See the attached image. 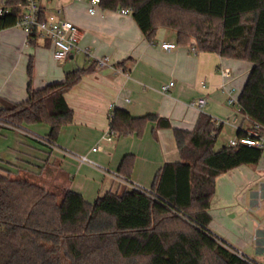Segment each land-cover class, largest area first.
Instances as JSON below:
<instances>
[{
	"label": "crops",
	"instance_id": "1",
	"mask_svg": "<svg viewBox=\"0 0 264 264\" xmlns=\"http://www.w3.org/2000/svg\"><path fill=\"white\" fill-rule=\"evenodd\" d=\"M39 6L45 18L78 26L80 48L89 54L73 52L58 62L49 42L39 39L32 45L18 27L0 31V104L26 102L29 83L40 90L63 82L70 72L93 71L66 94L73 122L61 129L55 145L43 141L51 132L45 124L24 126L29 135L1 131L0 167L13 175L27 174L44 180L47 187L74 191L94 203L108 192L122 194L134 187L150 191L165 165L183 163L175 130L194 132L202 115L221 125L216 150L230 146L240 131H253L237 105L250 63L181 47L177 34L168 29H160L149 43L132 16L121 10L100 7L90 15L88 2L77 0H39ZM164 43L177 48L167 52L161 47ZM104 58L109 59L108 66L94 65ZM170 83L174 86L163 92ZM200 98L208 101L204 110L190 106ZM231 98L235 104L229 103ZM117 109L136 119L150 115L166 119L171 128L149 122L141 136H118L110 125ZM262 150L256 165L241 166L216 179L209 210L210 230L257 264H264ZM81 157L88 162H81Z\"/></svg>",
	"mask_w": 264,
	"mask_h": 264
},
{
	"label": "trees",
	"instance_id": "2",
	"mask_svg": "<svg viewBox=\"0 0 264 264\" xmlns=\"http://www.w3.org/2000/svg\"><path fill=\"white\" fill-rule=\"evenodd\" d=\"M21 2L6 0L11 12L0 17V31L16 27ZM101 8L130 11L149 43L160 29H168L181 47L250 63L237 105L253 130L264 134V0H101ZM40 18L45 20L43 12ZM39 39L34 30L30 44ZM92 71L70 72L63 82L40 90L29 83L28 100L2 101L0 118L20 129L48 125L44 142L55 145L61 129L73 122L66 94ZM32 74L30 63V79ZM149 122L171 128L166 119H136L117 109L111 132L141 136ZM220 129L202 115L194 132L175 130L183 163L165 165L149 193L108 192L94 203L71 190L51 191L44 180L27 174L13 177L0 167V264H257L210 231L216 179L256 165L263 152L244 145L216 150ZM248 134L240 131L238 138Z\"/></svg>",
	"mask_w": 264,
	"mask_h": 264
},
{
	"label": "built area",
	"instance_id": "3",
	"mask_svg": "<svg viewBox=\"0 0 264 264\" xmlns=\"http://www.w3.org/2000/svg\"><path fill=\"white\" fill-rule=\"evenodd\" d=\"M78 2H88L89 14L95 15L98 8L101 7V0H77ZM22 9V15L16 23V27L22 29L26 35V40L28 43L31 41V36L33 31L36 30L40 35V39L50 42L53 48L54 59L58 62L65 61L73 52H83L88 55V50H83L80 48L81 40V30L78 26L74 25L69 21H63L56 18H45L42 20L40 18L41 8L39 6V0H22L18 5ZM11 12V8L7 6L6 0H0V17L5 16ZM123 15H129L130 11L122 10ZM60 14V12H59ZM162 49L170 52L177 48L176 44H162ZM194 50V49H193ZM97 66L99 68H104L108 66L109 59L104 58L97 60ZM174 86V83H170L163 87V92H169V90ZM230 104H235V99L231 98L229 100ZM208 104L206 98H200L198 100L192 101L190 106L197 108L199 110H204ZM1 108V104H0ZM113 115V114H112ZM111 115V117H112ZM0 126L27 134L24 129L16 128L13 124L6 122L0 118ZM29 135V134H27ZM111 140V138H110ZM44 141V140H43ZM46 143V142H45ZM239 145H244L248 147H254L263 149L264 148V134H261L259 128L250 131L245 137L236 138L231 141L230 146L236 147ZM97 151V149H94ZM81 162H88L87 158H78ZM134 189L148 192L140 187H134Z\"/></svg>",
	"mask_w": 264,
	"mask_h": 264
},
{
	"label": "rangeland",
	"instance_id": "4",
	"mask_svg": "<svg viewBox=\"0 0 264 264\" xmlns=\"http://www.w3.org/2000/svg\"><path fill=\"white\" fill-rule=\"evenodd\" d=\"M13 177H18V176H17V175H14ZM19 177H23V175H21V176H19ZM56 188H57V187H56ZM56 188H55L53 185H51L49 189H50L51 191H55ZM210 231H211V230H210Z\"/></svg>",
	"mask_w": 264,
	"mask_h": 264
}]
</instances>
